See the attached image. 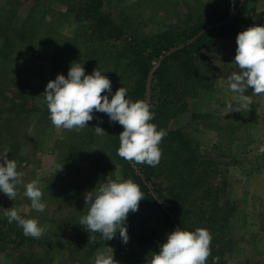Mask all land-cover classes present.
<instances>
[{
    "label": "rangeland",
    "instance_id": "374dc122",
    "mask_svg": "<svg viewBox=\"0 0 264 264\" xmlns=\"http://www.w3.org/2000/svg\"><path fill=\"white\" fill-rule=\"evenodd\" d=\"M228 1L102 0L101 9L124 28L116 39L88 19L86 0H0V101L15 95L19 78L29 82L32 105L40 110L13 118L8 113L9 102L0 105V121L13 119L11 126L0 123V153L8 151V159L15 160L23 173L14 201L0 193V230L11 225L4 209L14 207L22 217L36 219L44 228L38 241L52 243L51 248L39 244L21 250L13 235L5 237L0 232V264H21L20 257L30 255L39 256L43 264H94L99 253H113L116 264H149L158 248L131 240L125 244L119 233L92 254L88 248L79 250L74 226L81 227L79 220L87 214L85 195L101 182L129 179L115 153L116 122L94 111L89 127L56 128L42 94L49 81L58 74L67 77L71 64L79 62L86 75L95 68L105 72L113 94L126 87L128 97L139 79L126 50L128 36L135 34L141 39L172 28L191 32L202 16L216 13ZM248 10L250 14L264 13V0L250 1ZM254 26L253 20H247L234 35L201 47L195 69L189 71V94L180 100L184 110L171 116L166 129L162 128L166 132L180 130L196 150L197 160L184 155L170 164L161 142L157 181L183 197L187 224L193 230L207 229L211 234L206 264H264V95L253 96L249 89L246 95L251 96V103L244 106L226 83L236 70V37ZM96 126L106 135H97ZM33 180L43 193V213L32 210L23 195L24 185ZM215 188L232 211L226 228L208 218L213 203L209 192ZM203 190L208 193L205 199L200 198ZM127 217L132 218L137 235L155 233L166 239L172 232L160 214L144 204ZM59 227L64 228L63 235L54 238Z\"/></svg>",
    "mask_w": 264,
    "mask_h": 264
},
{
    "label": "clouds",
    "instance_id": "9594fccd",
    "mask_svg": "<svg viewBox=\"0 0 264 264\" xmlns=\"http://www.w3.org/2000/svg\"><path fill=\"white\" fill-rule=\"evenodd\" d=\"M236 45L233 62L236 70L226 83L240 103L247 106L251 103V96L246 95L249 89L253 96L264 95V25L240 32L236 37ZM103 73L95 68L86 75L85 68L79 62H73L67 77L58 74L47 83L42 95L52 125L65 130L82 129L89 127L88 122L93 120L94 111L107 114L110 122H118L123 126L119 135L118 156L134 164L156 167L162 156L159 144L167 132L164 129L157 130V126L150 123L155 114L150 111L148 103L143 100L133 102L126 98V87H120L113 94L111 81ZM228 106L231 107L230 104ZM93 129L97 135H106L99 126ZM7 153H0V193L14 201L23 173L18 171L15 160L8 159ZM24 188L23 195L30 200L31 209L43 213L46 204L42 200L43 193L38 181L33 180L25 184ZM142 199L141 188L132 180L101 182L98 188L85 195L88 211L80 218L79 225L87 232L99 233L105 241L112 240L119 233L126 244L129 236L125 221L129 212L138 210ZM4 216L8 223L15 222L21 227L26 237L38 239L44 233L38 220L25 219L14 207L4 209ZM211 239L207 229H175L167 234L165 242L159 245L158 253H153L149 264H206ZM91 243L95 241L90 239ZM94 264H116V261L113 253H99L94 257Z\"/></svg>",
    "mask_w": 264,
    "mask_h": 264
},
{
    "label": "trees",
    "instance_id": "16d2710c",
    "mask_svg": "<svg viewBox=\"0 0 264 264\" xmlns=\"http://www.w3.org/2000/svg\"><path fill=\"white\" fill-rule=\"evenodd\" d=\"M84 7V13L101 31L108 34L113 33L115 38L119 37L124 30L121 25L116 24L111 16L104 12L101 7L103 5L102 0H86ZM252 0H242V5L237 14L231 21L225 24L217 25L224 21H227L233 16L237 10L240 0H229L227 4L218 10L216 13L207 14L202 16L200 23H198L196 29L191 32H180L172 28L169 31H164L155 35H146L141 39L135 34H131L129 37V43L127 45V51L129 53L131 64L138 73L139 79L136 87L129 91V96L126 97L133 102L143 100L145 101L146 84L149 74L157 65L159 60L163 58L159 66H157L151 76L150 80V93H149V106L150 111L155 114V118L150 121L157 126V130L166 129L167 122L171 119V116L177 112H182L183 103L180 101L182 97L189 94L188 82L191 74L189 71L194 70L197 59L200 58L201 47H211L215 45L221 38L227 35H234L239 27L247 22V20H253L257 26L264 25V13L250 14L248 10V4ZM108 31V32H107ZM8 36H5V41ZM184 46L180 50L172 53L169 56H165L169 51L177 47ZM197 57V58H196ZM183 66L181 68L180 66ZM188 66V68H187ZM183 73V75L181 74ZM188 73L187 76H185ZM179 78V79H178ZM17 80V81H16ZM15 80V95H12L10 100L8 97H3V101H0L1 106H5L9 102L10 109L9 115L16 118L20 114L25 113L30 115L34 112H39L32 105V97L30 95L29 82L26 80ZM2 99V98H1ZM12 118L8 121L4 120V123L0 121L1 125L6 124L11 126ZM114 133L116 139V157L123 162L122 168L128 175V180H132L139 185L143 193V199L139 202L141 205H146L153 211H157L160 214V218L165 221L171 230L181 228V230L195 231L187 224V213L184 210V199L181 196L174 195L173 189L169 191L158 182V164L156 167H150L147 164H134L132 162L125 161L119 157L117 150L120 146L119 135L123 131V126L118 122L114 125ZM180 130L167 131V135L162 139V143L165 144L163 149L168 153L170 164L174 159L179 156H186L188 159L197 160L196 150L192 148L191 141L187 140ZM160 142V143H161ZM182 157V159H187ZM161 170V168L159 167ZM187 176H190L189 168L186 169ZM191 177V176H190ZM200 186V182L196 179ZM203 190L200 198L205 199L207 192ZM210 198L213 199V203L208 208V218L219 224V228H226L228 220L232 214L231 208L226 200H222L221 191L214 189V192H209ZM221 196V200H220ZM199 198V199H200ZM222 201V203H221ZM210 210V212H209ZM127 228V234L129 240L145 245H155L159 250V245L164 243L166 239L157 238L155 233L151 235H137L133 232V220L131 217H127L125 221ZM76 227V237L79 239V250L88 248V253L95 252L105 240L101 239L99 233L87 232L83 226ZM64 228H58V234L54 237H61L63 235ZM5 237L13 235L15 238V244L17 249L29 250L33 249L37 245L52 247V243L46 241H38L36 238L25 236L21 227L17 226L15 222L11 225H6L5 229L0 230ZM94 240L95 243L89 244V240ZM88 240V241H86ZM86 241V243H85ZM39 256L30 255L28 258L20 257L19 262L27 264H43V261L38 258Z\"/></svg>",
    "mask_w": 264,
    "mask_h": 264
},
{
    "label": "water",
    "instance_id": "95a60500",
    "mask_svg": "<svg viewBox=\"0 0 264 264\" xmlns=\"http://www.w3.org/2000/svg\"><path fill=\"white\" fill-rule=\"evenodd\" d=\"M241 5H242V0H240L239 6H238L237 10L234 12L233 16L230 17L227 21H224V22L219 23V24H217V25L225 24V23H228L229 21H231V20L233 19V17L237 14V12L239 11V9L241 8ZM183 47H184V46H180V47H177V48H175V49H172V50L169 51L165 56H169V55H171L172 53H174V52L180 50V49L183 48ZM162 60H163V58H161V59L159 60V62L157 63V65L154 67V69H155L157 66H159V64L161 63ZM154 69H153V70H154ZM153 70H152V72H153ZM152 72L149 74V76H148V80H147V84H146V92H145V95H146V97H145V102H146V103H149L150 80H151Z\"/></svg>",
    "mask_w": 264,
    "mask_h": 264
}]
</instances>
